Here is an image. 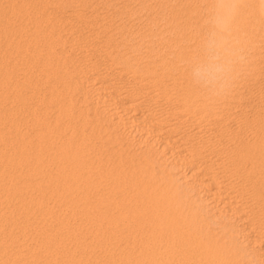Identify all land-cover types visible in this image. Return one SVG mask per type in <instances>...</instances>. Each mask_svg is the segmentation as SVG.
Segmentation results:
<instances>
[{
  "label": "bare ground",
  "instance_id": "obj_1",
  "mask_svg": "<svg viewBox=\"0 0 264 264\" xmlns=\"http://www.w3.org/2000/svg\"><path fill=\"white\" fill-rule=\"evenodd\" d=\"M203 3L0 0V264H264V18L210 100Z\"/></svg>",
  "mask_w": 264,
  "mask_h": 264
},
{
  "label": "clouds",
  "instance_id": "obj_2",
  "mask_svg": "<svg viewBox=\"0 0 264 264\" xmlns=\"http://www.w3.org/2000/svg\"><path fill=\"white\" fill-rule=\"evenodd\" d=\"M253 3L256 14L264 18V0ZM246 6L247 0H204L196 50L181 58L188 81L210 100L228 99L250 71L253 43L242 23ZM242 258L244 264H255L250 253Z\"/></svg>",
  "mask_w": 264,
  "mask_h": 264
}]
</instances>
